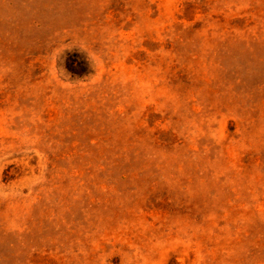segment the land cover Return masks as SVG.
<instances>
[{"label": "rangeland", "instance_id": "rangeland-1", "mask_svg": "<svg viewBox=\"0 0 264 264\" xmlns=\"http://www.w3.org/2000/svg\"><path fill=\"white\" fill-rule=\"evenodd\" d=\"M0 264H264V0H0Z\"/></svg>", "mask_w": 264, "mask_h": 264}, {"label": "trees", "instance_id": "trees-1", "mask_svg": "<svg viewBox=\"0 0 264 264\" xmlns=\"http://www.w3.org/2000/svg\"><path fill=\"white\" fill-rule=\"evenodd\" d=\"M77 57H79V56H77ZM85 66H86L85 63L78 62L76 58H71L69 60V63L67 64V69L69 70V72L79 75L85 71V69H84Z\"/></svg>", "mask_w": 264, "mask_h": 264}]
</instances>
